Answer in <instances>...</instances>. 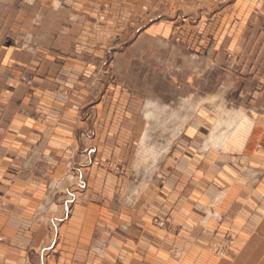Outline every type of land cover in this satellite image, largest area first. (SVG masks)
Returning a JSON list of instances; mask_svg holds the SVG:
<instances>
[{"label": "crops", "instance_id": "crops-1", "mask_svg": "<svg viewBox=\"0 0 264 264\" xmlns=\"http://www.w3.org/2000/svg\"><path fill=\"white\" fill-rule=\"evenodd\" d=\"M100 1L113 2L65 3L85 15L95 13ZM46 2L37 11L44 16V46L51 43L52 29ZM17 4L0 0V264H264V53L241 52L246 27L256 28L258 8L249 23L237 1L236 19L226 22L218 40L223 60V52H230L241 70L244 96L241 107L231 110L241 109L252 121L248 136L235 135L228 150L206 147L219 118L204 113L172 150L159 179L130 201L119 196L125 185L109 169L80 166L78 197L62 204L51 239L42 221L51 201L42 206L51 181L66 172L69 136H50L39 123L51 104V75L45 70L51 57L44 52L34 61L23 59L14 47L20 31H28L14 20ZM56 13L61 25V9ZM21 77L44 79L33 89L42 98L36 108ZM86 153L95 159L100 154L95 148Z\"/></svg>", "mask_w": 264, "mask_h": 264}, {"label": "rangeland", "instance_id": "rangeland-1", "mask_svg": "<svg viewBox=\"0 0 264 264\" xmlns=\"http://www.w3.org/2000/svg\"><path fill=\"white\" fill-rule=\"evenodd\" d=\"M17 1L14 20L28 31H20V43L14 47L23 59L34 61L44 52L51 57L45 63L51 75V104L45 116L38 111L39 123L50 136H69L66 172L51 181L43 205L51 201L42 219L51 239L52 226L63 215L62 204L78 197V183L84 176L80 166L95 163L109 169L125 185L119 196L130 201L159 179L172 150L204 113L219 119L228 112L241 114L238 135L248 136L252 121L241 109L231 110L241 107L237 103L244 96L238 78L241 70L230 52H223V60L218 40L226 22L236 19L238 1L245 8L240 16L246 22L254 19L255 7L259 16L253 20L257 29L246 27L248 38L241 52L264 53V0H175L173 8L169 6L173 0H113L109 6L100 1L95 13L85 15L66 7L65 0ZM43 1L52 9L46 15L52 25L51 43L46 46L39 30L44 16L37 12ZM60 9L61 25L56 13ZM159 27L165 28L159 31ZM20 80L29 88V98L35 97L36 108L42 98L33 89L41 88L38 83L44 79ZM148 112L156 116L154 120L147 118ZM144 134L150 137L141 148ZM93 148L100 152L98 159L94 154L87 157Z\"/></svg>", "mask_w": 264, "mask_h": 264}, {"label": "bare ground", "instance_id": "bare-ground-1", "mask_svg": "<svg viewBox=\"0 0 264 264\" xmlns=\"http://www.w3.org/2000/svg\"><path fill=\"white\" fill-rule=\"evenodd\" d=\"M200 103L202 102H199V104ZM149 105L153 106V103H150ZM155 117H156L155 115L150 114L148 112L147 118H151L152 120H154ZM240 119H241V114H235V113L231 114V112L226 113L225 117H223L222 119H218V121H216V124L212 128V133L209 137V141L206 143L205 146L206 147L213 146L217 149L222 148V150H226V149L228 150L232 146L233 140L235 139V135L238 134V128L241 122ZM149 137H150L149 134L143 135V138L141 140V148H143L144 146V141L148 140ZM167 147L168 145L162 147L161 150L166 151ZM159 155H160L159 152L153 155V158H152L153 163L157 161ZM42 207L44 210L45 206H42Z\"/></svg>", "mask_w": 264, "mask_h": 264}]
</instances>
